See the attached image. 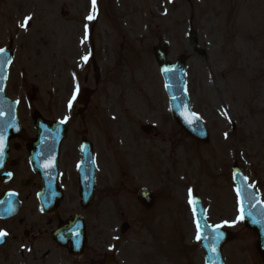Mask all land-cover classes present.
I'll list each match as a JSON object with an SVG mask.
<instances>
[{
    "label": "rangeland",
    "instance_id": "1",
    "mask_svg": "<svg viewBox=\"0 0 264 264\" xmlns=\"http://www.w3.org/2000/svg\"><path fill=\"white\" fill-rule=\"evenodd\" d=\"M0 10H42L29 38V60L23 63L16 52L10 67L6 93L20 99V111L30 104L45 116L50 103L52 114L67 90L96 88L99 110L88 118V138L96 141L100 168L107 173L113 157L116 197L139 207L134 188L159 193L161 213L147 230L141 223L136 228L142 236L152 233L154 244L131 248L139 253L136 262L204 264L189 203L197 193L210 224L232 232L223 248L226 264H264L256 233L237 219L232 179L237 165L264 203V0H95V5L93 0H0ZM89 15L97 17L88 20ZM66 23L88 24L90 45L98 47L95 62L64 61V47L75 32ZM77 32L81 36L82 28ZM161 37L170 43L171 62L186 61L192 109L210 133L205 143L195 142L172 120L153 54ZM74 65L78 77L62 70ZM84 67L94 76L86 84ZM145 124L152 125L150 134L142 131ZM169 236L171 245L160 250V240Z\"/></svg>",
    "mask_w": 264,
    "mask_h": 264
},
{
    "label": "flooded vegetation",
    "instance_id": "2",
    "mask_svg": "<svg viewBox=\"0 0 264 264\" xmlns=\"http://www.w3.org/2000/svg\"><path fill=\"white\" fill-rule=\"evenodd\" d=\"M36 12L0 10V49L11 51L12 62L17 53L23 63L29 60V38L36 31V23L42 19V10ZM26 17L31 19L27 27H22ZM85 25H68L76 33L73 32L71 43L64 47V61L82 59L87 55L91 62H95V48L97 50L98 47L90 45L93 35L83 43L80 37L85 36V32L78 37L77 31L83 30ZM62 70L73 72L72 76L78 77L75 76V65ZM80 70L85 71V84L94 78L87 73V67ZM23 74L20 71V75ZM8 84L9 77L6 91ZM25 87L22 83L21 88ZM84 88L87 89V86L80 88L79 92ZM13 89L15 94H19L16 86ZM16 101L21 131L9 135L0 150V231L7 233L0 238V264H143L141 260L136 262L140 258L139 253L131 251V248L143 246L149 249L153 246V234L148 231L149 234L145 232L142 236L136 228L141 223L147 230L146 224L161 213V204H157L159 193L154 191L156 200L150 206L137 200V207L124 202L120 196L116 197L113 157H110L107 173L105 168H100L96 141L88 138L91 130L88 118L96 117L99 110L96 88L93 91L87 89V94L81 98L78 95L71 108L67 106V95L60 96L57 107H52V114L50 103L47 106L46 120H62L67 129L66 138L60 146L57 178L50 172L49 151L46 152L43 179L35 170L37 130L34 115L37 112L31 105H28L27 112L20 111L22 104L18 99ZM85 145L94 158V176L91 168L85 176L79 172ZM93 178V195L91 198L84 197L83 189L90 187ZM139 188H134L135 195ZM187 211L189 213L188 208ZM160 245H163L160 250H167L171 237L166 241L160 240ZM161 255H164L162 251Z\"/></svg>",
    "mask_w": 264,
    "mask_h": 264
},
{
    "label": "water",
    "instance_id": "3",
    "mask_svg": "<svg viewBox=\"0 0 264 264\" xmlns=\"http://www.w3.org/2000/svg\"><path fill=\"white\" fill-rule=\"evenodd\" d=\"M167 46L168 43L162 38L159 40L154 52L165 80L173 119L192 137L206 141L208 132L200 118L191 110L186 84L185 64L181 60L176 63L168 62ZM197 49L201 51L199 45H197ZM10 61L7 51L0 53V136L4 138V141L7 135L16 133L19 129L15 103L5 96L4 91ZM35 121L40 132L37 145L41 146L37 158L39 157V162L43 165L45 142L51 141V143L59 144L66 132L64 127L59 129L58 124L52 125L48 129L39 116H36ZM45 137L48 139L46 140ZM85 155H87V151ZM83 166L84 163L82 165V173ZM233 178L237 185L241 209L243 210V219L248 227L257 232L258 248L264 258V205L260 200L257 189L249 186L248 180L238 168L234 169ZM144 192V189H142L138 193V197L142 201ZM193 206L197 218V226L199 225L198 231L201 236L200 246L204 250L206 264H224L221 251L224 243L230 239V234L219 227H211L208 224L199 198L194 197Z\"/></svg>",
    "mask_w": 264,
    "mask_h": 264
},
{
    "label": "snow or ice",
    "instance_id": "4",
    "mask_svg": "<svg viewBox=\"0 0 264 264\" xmlns=\"http://www.w3.org/2000/svg\"><path fill=\"white\" fill-rule=\"evenodd\" d=\"M93 5H95V0H93ZM94 17L92 16V15H89L86 19H88V20H91V19H93ZM31 19V17H26L25 18V22H24V24L23 25H21L22 27H27V23H28V21ZM87 38H88V35H87V25H85V36H84V38H83V40L81 41L82 43L84 42V40H87ZM4 50L3 49H0V52H3ZM82 59L85 61V62H87V60H88V56L86 55V56H84V57H82ZM76 97H75V95H73V97H72V99L74 100ZM71 105H72V101L70 100L69 101V108H71ZM65 120H67V117H65ZM62 123H63V121H62ZM2 146H3V140H2V138H0V150H2ZM189 194L191 195V190H189ZM189 203H193V201L190 199L189 200ZM194 211H195V209H194ZM243 218V210L241 209V216L240 217H238L237 219H242ZM225 223H227V222H225ZM217 227H219V225L217 226ZM198 229H199V225H198ZM7 235V233L6 232H4V231H0V238H2V237H4V236H6ZM197 240H199V239H201V236H200V234H199V231H198V234H197Z\"/></svg>",
    "mask_w": 264,
    "mask_h": 264
}]
</instances>
